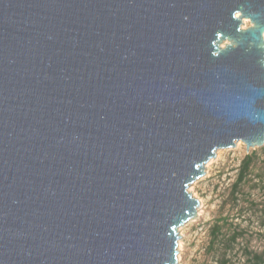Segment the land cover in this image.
I'll list each match as a JSON object with an SVG mask.
<instances>
[{
	"label": "water",
	"instance_id": "obj_1",
	"mask_svg": "<svg viewBox=\"0 0 264 264\" xmlns=\"http://www.w3.org/2000/svg\"><path fill=\"white\" fill-rule=\"evenodd\" d=\"M239 142L264 146V0H0V264H177Z\"/></svg>",
	"mask_w": 264,
	"mask_h": 264
},
{
	"label": "rangeland",
	"instance_id": "obj_2",
	"mask_svg": "<svg viewBox=\"0 0 264 264\" xmlns=\"http://www.w3.org/2000/svg\"><path fill=\"white\" fill-rule=\"evenodd\" d=\"M248 154L253 155L250 172L239 183ZM189 191L200 207L198 216L179 229L177 264L221 263V250L212 248L210 237L211 226L219 220L227 225L224 232L239 233L229 250L228 264H254V255L264 258V146L247 153L246 145L239 142L235 148L219 150L207 164L205 176Z\"/></svg>",
	"mask_w": 264,
	"mask_h": 264
},
{
	"label": "trees",
	"instance_id": "obj_3",
	"mask_svg": "<svg viewBox=\"0 0 264 264\" xmlns=\"http://www.w3.org/2000/svg\"><path fill=\"white\" fill-rule=\"evenodd\" d=\"M253 162V155L248 154L242 164L239 174V183H242L248 173L250 172V168ZM221 220L216 221L210 228V237H211V245L212 248L217 246L218 250H221L222 260L220 264H228L229 260L227 258L229 250L232 249V245L236 242L239 233L233 232V234H228V232H224L227 228V225ZM264 258L263 256L254 255V264H263Z\"/></svg>",
	"mask_w": 264,
	"mask_h": 264
}]
</instances>
